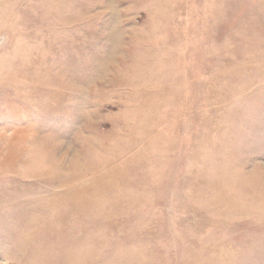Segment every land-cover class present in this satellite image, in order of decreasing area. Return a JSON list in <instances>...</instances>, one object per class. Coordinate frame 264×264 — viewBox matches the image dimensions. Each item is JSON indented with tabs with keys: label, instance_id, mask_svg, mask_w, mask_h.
Here are the masks:
<instances>
[{
	"label": "rangeland",
	"instance_id": "1",
	"mask_svg": "<svg viewBox=\"0 0 264 264\" xmlns=\"http://www.w3.org/2000/svg\"><path fill=\"white\" fill-rule=\"evenodd\" d=\"M0 264H264V0H0Z\"/></svg>",
	"mask_w": 264,
	"mask_h": 264
}]
</instances>
